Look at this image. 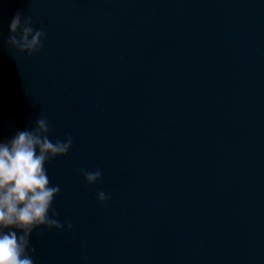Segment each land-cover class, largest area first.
Instances as JSON below:
<instances>
[{"label":"water","instance_id":"water-1","mask_svg":"<svg viewBox=\"0 0 264 264\" xmlns=\"http://www.w3.org/2000/svg\"><path fill=\"white\" fill-rule=\"evenodd\" d=\"M40 115L73 144L35 264H264V0H0V140Z\"/></svg>","mask_w":264,"mask_h":264},{"label":"clouds","instance_id":"clouds-1","mask_svg":"<svg viewBox=\"0 0 264 264\" xmlns=\"http://www.w3.org/2000/svg\"><path fill=\"white\" fill-rule=\"evenodd\" d=\"M45 36L43 29L34 27L30 15L18 11L10 21L9 35L3 43L20 55L33 56L40 52ZM51 134L49 120L40 115L34 127L0 140V264H35L33 232L41 228L65 230L59 213L52 207L60 187L50 183L45 164L67 155L73 138L66 135L64 140L53 141ZM80 174L88 185H94L102 177L100 169L81 168ZM109 199L105 192L97 193L100 204ZM72 227L67 223L66 230L70 232ZM81 247H86V242Z\"/></svg>","mask_w":264,"mask_h":264}]
</instances>
